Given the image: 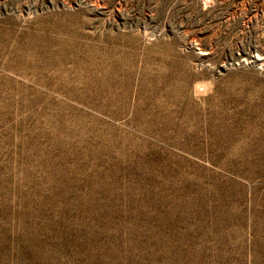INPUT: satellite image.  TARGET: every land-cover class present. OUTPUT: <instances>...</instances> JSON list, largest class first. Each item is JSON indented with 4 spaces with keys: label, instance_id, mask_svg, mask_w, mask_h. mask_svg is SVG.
<instances>
[{
    "label": "rangeland",
    "instance_id": "obj_1",
    "mask_svg": "<svg viewBox=\"0 0 264 264\" xmlns=\"http://www.w3.org/2000/svg\"><path fill=\"white\" fill-rule=\"evenodd\" d=\"M0 264H264V0H0Z\"/></svg>",
    "mask_w": 264,
    "mask_h": 264
}]
</instances>
